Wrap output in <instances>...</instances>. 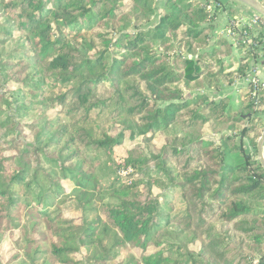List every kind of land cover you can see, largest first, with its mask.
<instances>
[{"label": "trees", "instance_id": "16d2710c", "mask_svg": "<svg viewBox=\"0 0 264 264\" xmlns=\"http://www.w3.org/2000/svg\"><path fill=\"white\" fill-rule=\"evenodd\" d=\"M156 1L0 0V243L22 227L24 264H79L73 256L89 245L94 264H113L123 247L145 251L162 229L168 238L172 224L173 240L199 249L170 243L127 264H264V82L247 83L237 106L210 94L248 76L264 33L236 26L232 8L212 43L225 0H164L166 12L147 27ZM53 85L68 89L39 101L34 116L28 96L39 100ZM125 130L136 142L124 162L101 169L104 153L116 165ZM163 184L180 196L177 213L155 194ZM72 200L85 214L82 231L65 234L59 208ZM15 260L0 251V264Z\"/></svg>", "mask_w": 264, "mask_h": 264}, {"label": "rangeland", "instance_id": "374dc122", "mask_svg": "<svg viewBox=\"0 0 264 264\" xmlns=\"http://www.w3.org/2000/svg\"><path fill=\"white\" fill-rule=\"evenodd\" d=\"M16 47L14 45H12V47H10L9 49L7 48V50H12L13 53H16L14 51ZM5 50V51H7ZM258 63L261 64L262 61L261 59L258 60ZM22 68V66L18 67L17 69ZM30 72V68L28 70H24L22 72V75L25 77L28 73ZM33 73L31 75L28 76V79L30 80L33 77ZM18 81L21 82L23 81L22 79H17L14 81H9L6 85V88H14L16 87V85L18 84ZM27 84H29V82L27 81ZM51 86L45 87V93L39 98V100H35V98H32V94L30 96H28V99H30L28 101V103H30V105L33 108V113L34 116L36 115L37 117L42 114V112L44 111V107L41 105V103L39 101L43 100V99H48L54 95H59L61 92L66 91L68 88L66 86H59V85H53L52 89H54L55 91H51L50 90ZM6 88H3L4 90ZM26 88L28 90H31L29 87L26 86ZM48 114L54 116L55 113L53 110H50L48 112ZM35 118V117H34ZM32 120V119H31ZM30 120V121H31ZM6 130V128H4L3 131L0 132V136L2 135V133ZM117 127H115V131H117ZM26 133L30 134L29 130H26ZM31 137V136H30ZM5 139L7 141H10L11 137H5ZM138 139H141V137H139ZM154 142L157 143L158 146H161L164 143L163 140V135L162 133H159L157 135H155ZM136 140L130 138V131L125 130V137L123 140V143L121 145H118L114 148L113 150V159L116 162V165H112L111 160H109V158L106 156V153H104L102 155V166L100 163V160L95 162V165H98L100 163V168H104L107 169L108 166H112V167H117L118 164H122L124 162V159L127 157L128 151L133 147V145L135 144ZM9 145L5 144L4 148L8 149ZM7 153H10L8 151H6ZM97 167V166H96ZM131 171V169L129 170H124L122 171V174L125 175L127 172ZM105 174V173H104ZM129 180L127 178L122 179V183H129ZM103 183L108 184V182L104 181L102 179ZM62 183L65 185L66 188H68V190L71 192L73 191L74 188V183L71 182L70 180H62ZM170 188H168L167 186H165V184H163L162 186H156L154 187L155 190V194H158V196L160 197V200H166L169 205H168V212H170L171 214L177 213L181 207V202L179 199V195L174 193L173 191L169 190ZM165 194H168L167 196H165ZM113 198H109L106 197L104 199V202H110L112 201ZM59 209H62V220H65L66 222L60 226L63 229H67L65 234H68L70 231L71 232H75V233H80L82 231V219L84 217V212L82 210V208L80 207V205L76 204V201H68L66 203H64ZM56 215V214H55ZM175 223V222H174ZM74 227H78V228H74ZM69 228H72L71 230H69ZM175 229H177V227L172 224L169 226L168 231L165 232V234L168 236V238L164 235L163 233V229L161 231H159V235H161L163 238H160L159 236H157L154 239V242L151 243L147 250H143L140 247H123L121 249H119V253L116 259L113 260V264H127L130 263V261H132V257L135 258L136 260H138L142 255L146 254H151L154 253L158 250H160L162 247H164V245L170 244V243H175V246H179L182 245L183 249H187L188 251H197L200 247V242L199 241H191L188 238H182V239H174V234L172 233V231H175ZM33 230V229H32ZM30 228H27V232L31 233L33 232ZM52 233L51 231H48L47 233ZM1 243H0V251L2 254V258L4 261H9L13 258L16 257V260L14 262V264H24L25 261V243L23 241V235L25 234V230L20 227V228H16L14 230H10V231H5L3 233H1ZM158 235V234H157ZM34 237L36 239H41L42 236L40 234H35ZM47 237V236H46ZM56 235L55 234H51V240L55 241ZM157 241L160 242L161 244L158 245ZM41 245H43L44 247H48L49 246V242H47V240H42ZM35 246V245H33ZM176 249V248H175ZM166 250V249H165ZM92 252H93V245H89V246H82L80 253L76 254V256H73V261H75L76 263L79 262V264H94L92 257ZM174 259H175V253H173ZM42 261L39 262V264H41ZM60 264V263H57Z\"/></svg>", "mask_w": 264, "mask_h": 264}, {"label": "crops", "instance_id": "0c3cea01", "mask_svg": "<svg viewBox=\"0 0 264 264\" xmlns=\"http://www.w3.org/2000/svg\"><path fill=\"white\" fill-rule=\"evenodd\" d=\"M223 6H224L225 10L219 15V17L217 19L216 30H215L214 35L212 37L213 38L212 43H214L215 40L217 39L216 38L217 33L218 34L219 33L225 34V32L227 31L228 23H229V16H230L229 12L232 8L235 9L236 16L238 15L239 16L238 18H243V20H244L241 23H239V25H242L243 23H248L250 25H253L251 18L255 15H260L255 10H253L252 8L245 5L244 3H242L239 0H225L223 2ZM165 12H166V7H165L164 0H157L156 1L155 14L152 17V20L147 27L154 26L159 21L160 17ZM263 22H264V17H263ZM257 28L261 33H264V28L262 29L258 25L256 26L255 29H257ZM258 30H256V31H258ZM259 48H260V46H259ZM260 59L262 61L261 64L258 63V60H260ZM252 69L257 70V73H258L257 75L261 79L264 80V56H263V54L258 55L257 58L252 61V64L250 67V72H249L247 77H249L250 75H253ZM247 77L238 80L234 85L222 86L218 90H210L211 93L210 92L209 93L214 98L227 97L230 99L231 103L234 106H237L240 103V99H239L240 96L239 95L241 94L242 91L245 90V88L247 86V83H248L246 81Z\"/></svg>", "mask_w": 264, "mask_h": 264}, {"label": "water", "instance_id": "95a60500", "mask_svg": "<svg viewBox=\"0 0 264 264\" xmlns=\"http://www.w3.org/2000/svg\"><path fill=\"white\" fill-rule=\"evenodd\" d=\"M264 17V4L260 0H239ZM257 158L264 167V131L258 140Z\"/></svg>", "mask_w": 264, "mask_h": 264}, {"label": "built area", "instance_id": "2783aa9c", "mask_svg": "<svg viewBox=\"0 0 264 264\" xmlns=\"http://www.w3.org/2000/svg\"><path fill=\"white\" fill-rule=\"evenodd\" d=\"M254 27L257 26L259 23L263 22V16L261 15H255L251 18ZM243 20V18H239L236 21V26L240 27L241 25H239V23H241ZM249 42L252 44L253 47L255 48H259V44L254 41V40H249ZM253 71V75H250L249 77L246 78V81L249 83L250 81H252L254 83V85L257 87L259 84H262L264 82L263 79H261L257 74V70L252 69Z\"/></svg>", "mask_w": 264, "mask_h": 264}]
</instances>
